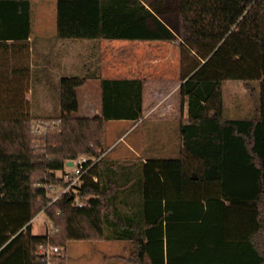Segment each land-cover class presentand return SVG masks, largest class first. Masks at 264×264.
<instances>
[{"label": "trees", "instance_id": "obj_1", "mask_svg": "<svg viewBox=\"0 0 264 264\" xmlns=\"http://www.w3.org/2000/svg\"><path fill=\"white\" fill-rule=\"evenodd\" d=\"M162 2L55 0L56 36L173 40ZM177 16L185 112L176 156L104 151L107 120L143 115L140 77L94 75L99 110L82 116L76 88L86 76L62 75L58 110L34 132L24 93L0 75V264H66L76 239L127 240L118 257L128 264H264V0H177ZM29 30L30 0H0V39ZM227 79L257 82L246 116L225 114ZM79 154L98 157L75 185L82 205L68 193L48 203L37 181L66 184L56 171ZM41 209L50 225L34 233L29 221ZM47 239L61 247L48 263L37 248Z\"/></svg>", "mask_w": 264, "mask_h": 264}, {"label": "rangeland", "instance_id": "obj_2", "mask_svg": "<svg viewBox=\"0 0 264 264\" xmlns=\"http://www.w3.org/2000/svg\"><path fill=\"white\" fill-rule=\"evenodd\" d=\"M30 1L33 22L42 23V25L48 23L49 28H54L55 0ZM149 1L146 0L147 3ZM160 13L159 16L170 27L176 29L177 36L173 40L63 39L66 42L77 43L80 47V49L76 47L74 55L76 59L71 64V70L76 71L71 73L73 75L85 76L96 72V46L103 41L105 42L101 44V48L103 52H106V59L112 57V53L117 54L119 51L118 55L123 54L124 61L137 62L136 68L139 67L141 73L147 75L144 87L146 111L143 120L135 121V126L130 128L128 127L131 123L128 122L106 121L104 151L107 156L113 159L136 158L137 155L142 159L148 155L170 157L179 153L178 125L183 113H181L177 89L180 52L177 0H163ZM92 51L93 53H91ZM129 72L133 73L134 71L131 69ZM34 78V82H29L30 91L33 89L32 93H29L32 95L29 101L30 109L39 116L56 113L58 110V85L54 83L55 73H44L42 69H37ZM40 79L45 80V82L42 83ZM85 85L87 84L77 90L79 106L75 111L76 115L82 114L86 102L93 105L99 104V90L86 93L84 91ZM252 87L253 89H251ZM150 88L158 89L157 93L152 94L151 90L149 91ZM222 97L227 116H246L257 104V82L251 81L247 85L242 80H224ZM36 114H32L33 125L38 124V121L43 119L37 118ZM39 127L42 128L43 126L40 125ZM128 142L135 146V151H127L125 144ZM59 173L60 171H56V174ZM49 225L50 221L44 211L41 210L36 216L35 224L32 227L33 232L44 233ZM128 252V241L118 239H76L68 241L65 247L66 264H127L118 255H126Z\"/></svg>", "mask_w": 264, "mask_h": 264}, {"label": "crops", "instance_id": "obj_3", "mask_svg": "<svg viewBox=\"0 0 264 264\" xmlns=\"http://www.w3.org/2000/svg\"><path fill=\"white\" fill-rule=\"evenodd\" d=\"M11 26H16V27L19 26L20 28L22 27V29L25 28L24 24H13ZM63 39H77V38H59L56 36L55 6H54V28H49L48 23L47 24L44 23L42 25V23L33 22L31 1H30V30L27 36H20L18 38L0 39V75H4L5 77L12 79L13 86L17 87V88L13 87V89L20 90L24 93L27 113L29 115L36 114L34 113L33 110L30 109L29 106V101L31 100L30 96H32L31 94L29 95V93H32L33 91V89H31L30 91L31 85H29V82L30 81L34 82L35 80L34 75L37 69H42V72L44 73L47 72L51 74L52 72H54L55 73L54 83L56 85H58V80L62 75H73L71 73L76 72L74 70H71V64H73V60L76 59L74 58L75 49L76 47H79V45L77 43L63 41ZM103 42H99V44L96 46L97 49L95 47L97 51L96 72L89 74V76L85 75L86 78L84 79V82L80 86H78L76 90H78V88H80L81 86H84V84H87L85 85L84 88V91L86 93L90 91H94L96 89H98L100 92L99 79L94 76L97 74H100L101 76H105V77H140L143 79V94H142L143 115L140 119H143L145 117V111H146L145 108L146 98L144 94V87H145L147 75L141 73L139 67L136 68L137 62H130L128 60L124 61L123 54L120 53L118 55L119 51H117L118 52L117 54L115 52L112 53L111 54L112 57L109 58L107 57L106 59V52H103V49L101 48V44ZM91 53H93V51ZM131 69L134 71L133 73L129 72ZM48 70L50 71L48 72ZM40 80L42 81V83L45 82V80L43 79ZM150 90L152 94H155L157 93L158 89L150 88L149 91ZM99 105H100V100H99V104L96 103L95 105L89 102L84 103L82 114L80 115L92 116L93 114L98 113ZM180 108H181V104H180ZM184 112H185V106L181 110V113H183V115ZM36 116L38 117L39 115L36 114ZM42 116H39L38 118H42ZM109 120L124 121L131 123V125L128 128L132 127L135 124V122L130 119H109ZM125 146L127 151H135L134 150L135 146H133V144H130L128 142L125 144ZM32 232H33V228H32Z\"/></svg>", "mask_w": 264, "mask_h": 264}, {"label": "built area", "instance_id": "obj_4", "mask_svg": "<svg viewBox=\"0 0 264 264\" xmlns=\"http://www.w3.org/2000/svg\"><path fill=\"white\" fill-rule=\"evenodd\" d=\"M48 123H51V121L47 119H40L38 121V124L32 126V130L34 132H37L42 129L45 130ZM40 125H42L43 127L40 128L39 127ZM97 158L98 157H94L92 155L79 154L75 158L67 159V160H72V165H66L64 163V168L59 173L67 180L66 184L64 185H54L51 182L42 183L41 181H37L36 184L38 186L43 185L45 187L46 194L48 197V203L53 201L59 195L68 193L72 196L74 204H76L77 206L82 205L80 198L77 195H74L76 191L75 185L77 182L80 181L81 176L87 172L88 168L92 166V164L97 160ZM70 166H71V169H69ZM39 212L36 215H38ZM36 215H34L30 219L29 223L31 225L35 223ZM37 248H38V252H39L41 259L45 261L46 263L50 261L51 253L61 249V247L52 243L50 239H47L45 243H40Z\"/></svg>", "mask_w": 264, "mask_h": 264}, {"label": "water", "instance_id": "obj_5", "mask_svg": "<svg viewBox=\"0 0 264 264\" xmlns=\"http://www.w3.org/2000/svg\"><path fill=\"white\" fill-rule=\"evenodd\" d=\"M65 164H66V165H72V160H67V161H65Z\"/></svg>", "mask_w": 264, "mask_h": 264}]
</instances>
